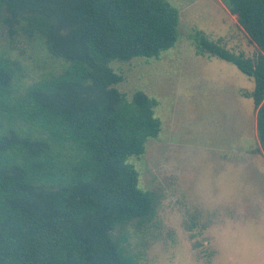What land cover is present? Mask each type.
Instances as JSON below:
<instances>
[{"label":"trees","instance_id":"1","mask_svg":"<svg viewBox=\"0 0 264 264\" xmlns=\"http://www.w3.org/2000/svg\"><path fill=\"white\" fill-rule=\"evenodd\" d=\"M257 46L247 57L196 33L199 53L255 79L264 153V0H225ZM0 23L42 41L66 65L22 85L25 67L0 52V264H140L123 228L152 219V191L129 160L161 132L155 99L127 98L114 60L157 58L180 14L167 0H0ZM121 231V232H118Z\"/></svg>","mask_w":264,"mask_h":264},{"label":"rangeland","instance_id":"2","mask_svg":"<svg viewBox=\"0 0 264 264\" xmlns=\"http://www.w3.org/2000/svg\"><path fill=\"white\" fill-rule=\"evenodd\" d=\"M180 14L176 44L159 57L110 64L131 98L155 99L161 132L145 154L132 156L139 187L156 210L146 223L121 231L140 264H264V153L257 136L255 79L234 63L199 53L204 32L228 49L253 57L257 46L225 0H167ZM25 67L22 85L63 71L66 62L42 41L0 23V52ZM118 231V232H121Z\"/></svg>","mask_w":264,"mask_h":264}]
</instances>
